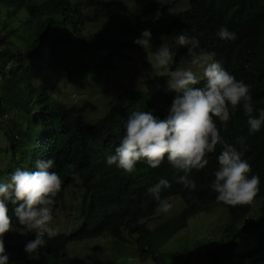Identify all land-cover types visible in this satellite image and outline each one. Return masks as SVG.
<instances>
[{
	"label": "trees",
	"instance_id": "obj_1",
	"mask_svg": "<svg viewBox=\"0 0 264 264\" xmlns=\"http://www.w3.org/2000/svg\"><path fill=\"white\" fill-rule=\"evenodd\" d=\"M170 1L156 7L135 6L129 0H0V161L7 162L0 166V182H7L16 168L34 171L37 159L51 157L55 167L50 171L62 179L53 208L67 202L66 195L74 188L81 207L72 220V230L45 237L46 244L33 254L25 252V242L11 243L12 236L6 232L8 264H62L63 253L71 244L101 238L130 246L135 255H146L155 264H192L193 249L165 248L193 217L217 207H223L230 218L221 229L219 244L198 242L195 248L203 249L208 264L259 263L264 254V125L249 134L241 106L230 110L226 126L214 118L219 134L249 162V175L260 178L252 201L232 206L216 201L217 193L210 187L219 144L215 152L207 154L208 164L192 171L196 187L191 190L177 182L182 173L166 159L156 168L137 162L130 174L105 162L120 142L130 110L138 107L163 119L174 92L127 88L111 95L112 102L101 115H89L94 109L89 108L88 89L97 100V96H105L124 65L140 68L146 64L144 60L141 64L139 57H146L149 48L124 36L158 20L157 12L164 14L150 27L154 30L160 24L152 35L159 41L162 35L181 31L195 35L200 49L220 55L228 62L227 71L249 85L254 109L264 108V0H191L188 10L176 12L180 0ZM112 12L122 17L117 16L110 28L103 27ZM221 26L234 31L237 38L221 40L216 34ZM216 45L228 53H218ZM72 52L82 69L78 77L68 79V85L75 87V98L54 91L62 72L71 73L68 57ZM175 53L174 67H178L182 51ZM240 137L243 144L238 143ZM161 177L170 183L161 198H180L185 207L152 228L148 223L160 212L147 188ZM255 203L261 204L259 213ZM8 207L12 217L8 232L27 233V239H33L35 233L19 225L12 215L14 206ZM78 221L81 226L77 227Z\"/></svg>",
	"mask_w": 264,
	"mask_h": 264
},
{
	"label": "clouds",
	"instance_id": "obj_2",
	"mask_svg": "<svg viewBox=\"0 0 264 264\" xmlns=\"http://www.w3.org/2000/svg\"><path fill=\"white\" fill-rule=\"evenodd\" d=\"M158 26L160 24L154 30H143L133 42L145 49L151 48L147 54H151L148 58L151 69L157 75L165 76L163 82L167 89L153 93L174 92L175 95L163 119L138 107L130 110L120 142L114 154L106 156L105 162L130 174L135 171L137 162L156 168L166 159L173 169L182 173L177 182L191 190L196 187L191 178L192 171L203 169L209 162L207 154L215 152L219 144L218 165L210 184L217 193L216 201L232 206L250 203L259 190L260 178L256 174L249 175V162L243 158L242 151L219 134L214 118L226 126L230 110L235 111L241 106L247 116L248 132L253 134L264 125V108L254 109L249 85L227 71L228 62L220 55L200 49V41L195 35L181 31L177 35H162L159 41L157 35H152ZM216 34L221 40L237 38L234 31L224 26ZM183 47L187 51H183ZM214 48L218 53H228L219 45ZM178 49L182 51L180 60L187 53L186 66L174 67V62L172 70L169 66ZM177 56L178 53L175 61ZM129 89L139 90L140 87ZM243 141V137L238 138V143L243 144ZM54 167L51 157L37 159L34 171L16 168L7 182H0V264H8L9 260L3 239L12 229L9 204L14 206L12 215L18 224L35 233L33 239L21 240L25 242L26 253H35L46 244L45 237L55 236L56 229L50 222L62 179L57 172L50 171ZM169 187V181L161 177L147 188L158 202L159 212L167 213L172 208L169 201L161 198V192Z\"/></svg>",
	"mask_w": 264,
	"mask_h": 264
},
{
	"label": "rangeland",
	"instance_id": "obj_3",
	"mask_svg": "<svg viewBox=\"0 0 264 264\" xmlns=\"http://www.w3.org/2000/svg\"><path fill=\"white\" fill-rule=\"evenodd\" d=\"M171 0L170 2H173ZM129 2L133 5H139L140 3H145L148 6H163L166 3V0H129ZM191 0H180V3L174 12L177 10H188L191 7ZM169 12V11H167ZM166 13V11H165ZM119 13H113L110 15L108 20L105 19L103 23V27L110 28L113 26L114 22L117 19ZM157 19L161 18V15L164 13L157 12ZM119 18L122 15L118 16ZM151 18V17H150ZM149 20V19H148ZM156 20V21H158ZM156 21L152 23H148L144 25L142 28L134 32L133 34H127L124 36V39L127 41H134L137 37L141 35L144 27L145 29H149L150 27L155 25ZM151 48H149L150 52ZM199 51V50H197ZM173 53V52H172ZM139 54V53H137ZM135 54H132L131 60H134ZM176 54L173 53V61L170 64V69L173 70L174 62H175ZM74 53L69 54V63L71 67V73H67L65 71L62 72L59 83L56 84L54 91L60 93L71 94L70 96L75 98V87L68 85L69 77L76 78L82 73L80 59L74 58ZM140 63L142 60L146 61V64H142L140 68L136 65H124L116 74L114 75L112 82L113 85L111 87L108 86V90L105 96H97V100H94L96 96L88 89L90 93V109H94V111H90V116H96L98 114H102L105 108L112 102V96L121 93L123 90L127 88H132L135 86L140 87L139 90L144 92H158L161 89H167L166 82H163L164 75H157L150 67L149 60H146V57H139ZM187 53L181 60L180 66L178 68H183L186 66ZM76 66L77 68H73ZM71 74V75H70ZM119 75V76H118ZM85 93V92H84ZM92 98V99H91ZM93 107V108H92ZM93 112L94 115H93ZM6 161H0V166L6 165ZM76 189H71L67 196V202H62L58 207L53 208L52 216L53 220L50 222L51 225L56 229V234L65 233L68 230H72L74 225L72 224V220H74V216L77 215L80 207V199L79 194L76 193ZM172 204V208L167 213L160 212L154 219L149 221V226L154 228L156 225L165 222L169 219L177 216L185 207L184 203H182L179 199L173 198L167 200ZM255 211L257 213L261 210V204H254ZM230 221L229 215L227 211L223 207H217L211 213H202L193 217L188 224V227L180 232L177 236H175L165 248L166 250H173V248L182 249H193V261L192 264H208V261L205 258L204 253L201 251L203 249H196L195 247L198 245V242H203V244H213L216 246L219 244V239L222 235V231L224 226L228 224ZM77 227L81 226V221H78L75 224ZM7 236H12V242L17 241H28L27 233H12L7 232ZM9 243V242H8ZM68 248V250L63 254L62 264H155L153 260L146 255H138L134 254L133 248L130 246H121L116 245L113 241H110L108 238H101L93 241H87L83 243H73ZM258 264H264V254L260 259Z\"/></svg>",
	"mask_w": 264,
	"mask_h": 264
}]
</instances>
